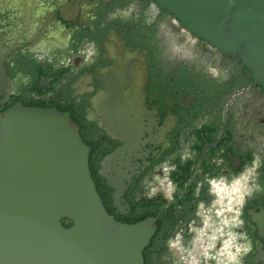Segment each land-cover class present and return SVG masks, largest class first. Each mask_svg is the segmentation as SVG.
I'll use <instances>...</instances> for the list:
<instances>
[{"label": "flooded vegetation", "instance_id": "af4514ba", "mask_svg": "<svg viewBox=\"0 0 264 264\" xmlns=\"http://www.w3.org/2000/svg\"><path fill=\"white\" fill-rule=\"evenodd\" d=\"M17 104L68 115L106 211L153 220L143 264H264V90L155 1L0 0Z\"/></svg>", "mask_w": 264, "mask_h": 264}, {"label": "water", "instance_id": "95a60500", "mask_svg": "<svg viewBox=\"0 0 264 264\" xmlns=\"http://www.w3.org/2000/svg\"><path fill=\"white\" fill-rule=\"evenodd\" d=\"M153 1L264 90V0ZM88 157L57 109L17 104L0 114V264H143L153 220L127 224L110 215Z\"/></svg>", "mask_w": 264, "mask_h": 264}, {"label": "trees", "instance_id": "16d2710c", "mask_svg": "<svg viewBox=\"0 0 264 264\" xmlns=\"http://www.w3.org/2000/svg\"><path fill=\"white\" fill-rule=\"evenodd\" d=\"M89 161H88V163L90 164V162H91V160H92V157H89V159H88ZM90 173H91V175H93V172H92V170H91V168H90ZM96 190H97V193L99 194V196H100V198H101V201H102V203H103V205H104V207L106 208V210H107V207H106V204H105V198H106V194H105V190L101 187V186H99V185H96ZM109 212V211H108ZM117 221H119V222H125V221H123V220H117ZM135 220H133V221H128V222H126V223H133ZM61 223H62V225L64 226V227H69L70 225H71V222L69 221V220H67V219H63L62 221H61Z\"/></svg>", "mask_w": 264, "mask_h": 264}]
</instances>
